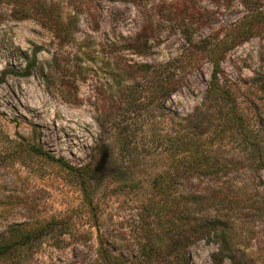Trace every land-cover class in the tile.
Masks as SVG:
<instances>
[{
	"label": "rangeland",
	"instance_id": "374dc122",
	"mask_svg": "<svg viewBox=\"0 0 264 264\" xmlns=\"http://www.w3.org/2000/svg\"><path fill=\"white\" fill-rule=\"evenodd\" d=\"M254 4L263 8L264 0ZM246 10L241 0H0V240L22 228L44 232L2 255L0 264H99L79 177L28 146L75 166L90 163L109 142L98 117L124 100L126 81L112 75L118 64L167 61L183 47L179 28L196 27L198 35L227 28ZM142 44L145 54L129 48ZM221 67L228 82L250 86L245 109L264 144V31L229 50ZM210 70L204 63L187 74L166 106L180 116L192 112ZM228 145L238 152L236 141ZM161 163L153 156L144 167ZM240 164L234 180L252 198L233 211L248 242L237 252L246 253L241 264H264V169L251 168L248 159ZM98 191L100 232L115 231L133 204ZM216 250L213 242H196L190 264H215Z\"/></svg>",
	"mask_w": 264,
	"mask_h": 264
},
{
	"label": "trees",
	"instance_id": "16d2710c",
	"mask_svg": "<svg viewBox=\"0 0 264 264\" xmlns=\"http://www.w3.org/2000/svg\"><path fill=\"white\" fill-rule=\"evenodd\" d=\"M241 1L247 10L230 27L200 35L196 27L179 28L183 47L167 61L118 64L112 75L117 83L126 81L124 100L98 117L109 142L90 163L75 166L40 145L28 146L79 177L83 202L94 218L99 264H190V248L200 240L217 244L211 255L215 264L243 263L246 253L237 251L248 242L236 230L235 213L252 197L234 176L244 159L251 168L264 169V144L251 131L245 109L250 86L228 82L221 62L229 50L264 31V7L256 0ZM142 34L147 42L145 30ZM130 46L137 54L148 48ZM204 63L211 66L204 99L180 116L166 101ZM234 141L238 152L228 145ZM153 156L161 168L147 170L144 165ZM99 189L133 204L115 231L100 232ZM43 234L17 229L0 240V257Z\"/></svg>",
	"mask_w": 264,
	"mask_h": 264
}]
</instances>
